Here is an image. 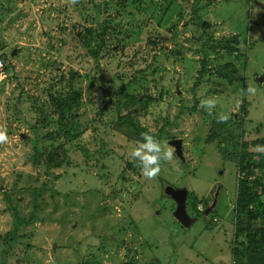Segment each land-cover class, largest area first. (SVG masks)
Here are the masks:
<instances>
[{"label": "rangeland", "instance_id": "374dc122", "mask_svg": "<svg viewBox=\"0 0 264 264\" xmlns=\"http://www.w3.org/2000/svg\"><path fill=\"white\" fill-rule=\"evenodd\" d=\"M117 1L0 0V126L8 136L0 144V264L239 262L230 252L237 158L242 140L264 136V0ZM103 24L111 29L102 49L110 51L95 61L89 51L100 47ZM222 42L236 52L216 53ZM248 86L255 95H242ZM69 87L81 98L68 136L59 137L68 164L38 166L51 148L35 136L55 126L32 125L41 109L52 110L49 94ZM120 89L133 104L156 99L140 124L163 126L162 142H180L183 160L174 151L155 179L138 161L129 168L139 138L116 124L111 93ZM207 99L216 102L211 114ZM222 113L230 115L222 133L230 138L207 141ZM216 185L211 212L195 213L198 202L206 210ZM166 187L185 191L189 227L174 217ZM11 233L13 242L2 239Z\"/></svg>", "mask_w": 264, "mask_h": 264}, {"label": "trees", "instance_id": "16d2710c", "mask_svg": "<svg viewBox=\"0 0 264 264\" xmlns=\"http://www.w3.org/2000/svg\"><path fill=\"white\" fill-rule=\"evenodd\" d=\"M117 2H121V0ZM119 5L122 6L121 4ZM99 11L100 9L98 8V12ZM99 27L101 32L99 33L101 39L100 47L93 52L89 51L90 56L94 58L95 61L101 59L102 56L108 55L110 51L109 49L104 51L102 47L105 45V41L103 42V37L107 34V31H109L111 27L109 25L107 26L106 24L99 25ZM227 47V43H218V46L215 47V52L217 53V51H219L221 54L227 52H236L227 49ZM216 71L221 78L227 80L228 82L232 81L230 72H227L226 70ZM200 73L201 76L203 75L204 71H201ZM196 83L199 85L198 82ZM104 90L107 92L106 88H104ZM62 91L63 90L58 92L56 95L49 94L50 98L47 100V102L50 101L49 105L52 108V110L48 113L53 117L55 115V120L51 119L48 121L49 114H43V109H41V111L38 113V109H40V107L36 109L39 117H37V120H35L33 123L32 129L37 131V129L42 127L52 125L55 126L53 130L46 132L44 136H35V142L43 139L47 143V146L51 148V151L46 152V154H41L44 156L43 160H40L38 156L36 157L35 163L38 166L44 165L47 168H58L65 163L68 164V157L65 153L66 148L64 142L62 143L59 141V137L62 135V132L65 136H68V134L65 132V128H68L70 125L74 124L76 117L75 113L80 107L81 93L77 92L76 89L74 90L71 87H69V89L63 93ZM108 92L111 91L108 90ZM113 94L116 97V99L114 98V103L118 104L116 109V124L127 129L126 133H128L130 136V138H128L129 140L134 139L133 136H137L139 138L138 141H141V134L144 132L155 134L160 140L165 137L163 126L158 129L152 128V130H150L149 126L141 125L138 120V118L148 114V108H152L154 105L152 103L156 101V99L152 100L149 96L145 99H139L136 97V102L133 104L132 100L134 98H132V96H127L131 94L126 90L120 89L117 92H112L111 97ZM161 95L162 92H160V98ZM121 99L122 102H120V104L124 105L122 110L120 109L122 105L120 106L118 103V101ZM242 110L244 112V106H242ZM51 121L52 123L50 124ZM213 123L216 125L217 129L215 131H211L209 136L210 138L209 140L207 138V141H210V139L212 140L214 137L221 136L222 142L224 144L231 136L228 135L225 137L222 134L223 130L227 126L231 125L230 119H228L227 122H217V120H213ZM240 135L241 137L243 136L242 130H240ZM26 139H29V136L26 135ZM76 139H78V135L70 136L66 139V141L68 140L69 144ZM257 146L264 147V136L256 138L250 142L242 140L241 150L237 158L239 178L237 180L236 201L235 207L233 209L235 235L231 251L233 257L239 259V262H237V260L234 262V264H264V151H258ZM250 147L255 148L256 150L250 151ZM222 151H225L223 147ZM100 152H102V148L98 153ZM135 165H137V161L130 164L129 168ZM138 169L141 168L138 166ZM164 194L165 197L172 200V198L166 193V190H164ZM186 202L187 200L184 201V205H186ZM197 205L195 206V213H199L197 210ZM240 236L244 238L243 241L238 240V237ZM2 239H5L7 242L14 241L12 233L9 234L8 237L5 235ZM2 253L6 254L7 251H2ZM4 264H6L5 261Z\"/></svg>", "mask_w": 264, "mask_h": 264}, {"label": "clouds", "instance_id": "9594fccd", "mask_svg": "<svg viewBox=\"0 0 264 264\" xmlns=\"http://www.w3.org/2000/svg\"><path fill=\"white\" fill-rule=\"evenodd\" d=\"M71 4L78 3V0H70ZM2 67V64H0ZM256 88L248 86L242 90V95H255ZM215 100L207 99L202 101V107L211 110L215 108ZM230 118L229 114H220L217 122H227ZM8 141L6 128L0 126V144ZM258 151H264V147L257 146ZM174 147L170 146L166 141L162 142L155 134L144 132L141 134V141H139L132 151L131 156L134 160L138 161V166L141 168L142 175L149 180L155 179L161 172L162 162H168L173 159ZM197 205V210L204 214L202 206ZM234 241V238H233ZM233 243V242H232ZM232 247L230 252L232 254ZM233 256V255H232ZM236 258V257H235ZM234 264V262L232 263Z\"/></svg>", "mask_w": 264, "mask_h": 264}, {"label": "water", "instance_id": "95a60500", "mask_svg": "<svg viewBox=\"0 0 264 264\" xmlns=\"http://www.w3.org/2000/svg\"><path fill=\"white\" fill-rule=\"evenodd\" d=\"M258 81H262V78H259ZM170 145L173 146L175 148V153L176 155L183 160L182 156H181V151H180V142L178 140L170 142ZM178 192H184L183 195L178 196ZM166 193L174 200L175 204H176V209L173 213L174 217L176 218L177 221H179L183 226L185 227H189L190 223L192 222V220H190L187 215H186V211H185V205H184V201L186 199V194L185 191L182 190H173L171 187H167L166 189ZM213 208L210 207L208 208L205 212L204 215H207L210 210Z\"/></svg>", "mask_w": 264, "mask_h": 264}, {"label": "flooded vegetation", "instance_id": "af4514ba", "mask_svg": "<svg viewBox=\"0 0 264 264\" xmlns=\"http://www.w3.org/2000/svg\"><path fill=\"white\" fill-rule=\"evenodd\" d=\"M218 187H220V185H216V192L215 193H213V195L211 196V198H210V201L208 202V205H207V207H206V210L208 209V208H210V207H214L215 206V204H216V201H217V198H218V196H219V193L217 192L218 191ZM173 190H180V191H182L181 189H176V188H173V187H171ZM184 194V192H178V196H180V195H183ZM173 200V199H172ZM174 201V200H173ZM204 209V208H203ZM213 209V208H212ZM211 209V210H212ZM205 210V211H206ZM211 210H210V212H211ZM209 212V213H210ZM208 213V214H209ZM207 214V215H208Z\"/></svg>", "mask_w": 264, "mask_h": 264}, {"label": "built area", "instance_id": "2783aa9c", "mask_svg": "<svg viewBox=\"0 0 264 264\" xmlns=\"http://www.w3.org/2000/svg\"><path fill=\"white\" fill-rule=\"evenodd\" d=\"M0 64H2V67H0V72L3 70V68H4V62H3V60L0 58Z\"/></svg>", "mask_w": 264, "mask_h": 264}]
</instances>
